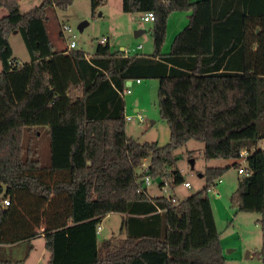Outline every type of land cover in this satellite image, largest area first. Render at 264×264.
<instances>
[{"label": "trees", "instance_id": "1", "mask_svg": "<svg viewBox=\"0 0 264 264\" xmlns=\"http://www.w3.org/2000/svg\"><path fill=\"white\" fill-rule=\"evenodd\" d=\"M22 1L0 0V199L11 200L0 206V246L43 236L48 264H227L209 192L231 167L207 168L205 186L178 204L145 186L147 178L171 191L182 185L175 151L194 139L206 160H233L239 171L247 152L231 207L262 215L264 264V0H122L125 13L154 12L156 25L190 13L169 53L153 55L113 52L109 40L93 55L56 51L47 10L67 11L75 0H43L27 13ZM105 1L92 0L93 15ZM16 32L30 55L20 67L12 65ZM153 36L166 34L155 27ZM136 80L159 81L165 146L128 136L124 93ZM40 127L49 164L35 144ZM110 213L124 216L117 246L97 234ZM0 264L20 261L0 256Z\"/></svg>", "mask_w": 264, "mask_h": 264}, {"label": "rangeland", "instance_id": "2", "mask_svg": "<svg viewBox=\"0 0 264 264\" xmlns=\"http://www.w3.org/2000/svg\"><path fill=\"white\" fill-rule=\"evenodd\" d=\"M42 2L43 0H23L20 10L22 13H27L40 6ZM6 14V9L0 10V18ZM84 22L87 24L81 29L80 25ZM62 25L71 26L72 32L63 35L61 32ZM141 27L142 29L145 28L147 33L136 37V32ZM155 27L154 22H142L140 13H125L122 0H106L98 7L95 15L92 12V0H75L67 11H60L53 7L47 10L46 28L56 51L65 50L73 39L77 43V50H83L87 54L93 55L97 45L101 43L103 38H106L110 40L113 52L131 50L133 54L139 52L151 55L150 50L156 41L152 34ZM158 27L161 29L163 22H159ZM169 31L171 34V28ZM164 39L166 41V37ZM10 43L13 48L12 65L20 67L29 63L30 55L22 35L18 32L13 33L10 37ZM139 44H142L144 48L136 51ZM2 70L0 61V73ZM128 88L131 93H125L126 117L133 118L128 121V136L142 144L156 142L159 146L167 145L170 141V128L160 116L158 106L159 81L147 80L141 83L134 81ZM138 113L145 118L144 123L137 119ZM35 144L38 146L40 159L44 164H49L50 143L46 127L39 128L38 135L35 137ZM260 145L264 146V143ZM204 147L203 142L192 139L175 151V156L178 158V169L185 181L191 183V188H185L182 184L176 187L174 191L164 193L158 188L161 182L159 179H150L151 185L146 186V188L152 196L163 193L168 196L175 194L180 200H185L205 186V178L200 177V175L207 168L231 167L222 177V182L216 187H212V191L209 192L224 254L228 258V264H262L259 258V251L262 247V230L259 220L262 215L237 212L231 207V196L237 190L238 181L242 174L240 175L239 170L233 167V160H206ZM238 163L241 164L242 169L247 168V156L239 160ZM149 165L150 159L144 160L137 169V173L141 175ZM4 193L0 195L3 196ZM123 217L120 213H110L105 216L100 224L103 229L99 237L100 242L112 239L113 245H120L124 238V235L121 234ZM30 246L32 249L29 251ZM248 252H253V257L250 259L247 258ZM0 256L20 261V264H48L50 252L46 248L45 238L37 236L31 241L0 246Z\"/></svg>", "mask_w": 264, "mask_h": 264}, {"label": "crops", "instance_id": "3", "mask_svg": "<svg viewBox=\"0 0 264 264\" xmlns=\"http://www.w3.org/2000/svg\"><path fill=\"white\" fill-rule=\"evenodd\" d=\"M192 1H196V0H192ZM189 15L190 13L189 12H177V13H173L172 15H170L169 17L165 18V17H162L161 19H159L158 21V24L159 22H163V27L160 29L158 27V24L156 25V27L159 29V30H164L165 31V34H166V41L165 39L164 40H158V41H155L153 47L151 48V52L153 55L156 51H159L161 54H167L169 53L170 51V46L173 42V39L175 38V36L181 31L183 30L188 22H189ZM143 14H141V20L142 22L144 23H152L150 21H146L143 19ZM141 25V24H139ZM171 28V34H170V31L169 29ZM145 28L138 30V31H141L140 32V35H143L145 33H147V30H144ZM155 29V28H154ZM177 31V32H175ZM139 33V32H138ZM49 34V33H48ZM153 34V33H152ZM138 36V37H139ZM50 37V36H49ZM105 40V43L109 40V39H106V38H103L101 41ZM110 41V40H109ZM171 41V42H170ZM142 45V44H139L136 48V51H139L141 49L144 48V46L142 45V48L141 49H138V47ZM12 46V45H11ZM13 49V48H12ZM67 49V48H66ZM65 49V50H66ZM64 51V50H63ZM125 52V51H124ZM136 54H141L139 52H135ZM90 55V54H88ZM145 55V54H144ZM150 55V54H149ZM141 83V82H140ZM136 111H138L136 109ZM176 196V195H175ZM177 197V196H176ZM178 198V197H177ZM179 199V198H178ZM103 230V229H102ZM253 257V252H248L247 253V258H252ZM260 258V257H259ZM227 264H228V258H227Z\"/></svg>", "mask_w": 264, "mask_h": 264}, {"label": "built area", "instance_id": "4", "mask_svg": "<svg viewBox=\"0 0 264 264\" xmlns=\"http://www.w3.org/2000/svg\"><path fill=\"white\" fill-rule=\"evenodd\" d=\"M143 19L146 20V21L154 22V21L156 20V16H155L154 12H147V13L144 14ZM61 28H62V29H61V32H62L63 35H65L66 33H71V32H72V28H71V26H69V25H62ZM101 43H105V40L101 41ZM76 48H77V43H76V41L73 40V39H71V41H70L69 44H68L67 49H68V50H72V49H76ZM141 48H142V45H140V46L138 47V49H141ZM125 53H126V54H133V51H131V50H125ZM135 82H136V83H140L141 81H140V80H136ZM133 83H134V81H131V85H132ZM131 85H130V86H131ZM130 86H128V87H130ZM125 93L129 94V93H131V90H130V89H127V90L125 91ZM125 93H124V94H125ZM136 117H137V119H138L141 123H144L145 118H144L140 113H138ZM132 119H133L132 117H127V120H128V121H130V120H132ZM241 156H242V158L244 159V158L247 156V152H246V151L242 152ZM239 173H240V174H243V173H244V170L241 169V170L239 171ZM162 182H163V181H161V182L159 183L158 188H159L162 192H164V193H166L167 191H171V187H170L169 182H168V181H164L163 183H162ZM219 182L221 183L222 180H219ZM150 185H151L150 178H147V179L145 180V186L148 187V186H150ZM183 185H184L185 188H191V187H192V185H191V183H190L189 181H185V182L183 183ZM210 191H212V189H210ZM164 193H163V194H160V195H158V196H167V197H169L168 195H166V194H164ZM170 196H171V195H170ZM174 196H175V194L173 195V198H172L171 201H172L173 203H175V204H178L180 201H179L178 198H175ZM154 197H156V196H154ZM10 205H11V200H10L9 198H6V199H0V206H2V207H9ZM158 211H159V212H163V211H166V209L158 208ZM101 232H102V226L99 225L98 228H97V234L101 235Z\"/></svg>", "mask_w": 264, "mask_h": 264}, {"label": "water", "instance_id": "5", "mask_svg": "<svg viewBox=\"0 0 264 264\" xmlns=\"http://www.w3.org/2000/svg\"><path fill=\"white\" fill-rule=\"evenodd\" d=\"M86 24H87L86 22L82 23V24L80 25V28L82 29ZM138 32H139V33H138ZM140 32H141V31H137V32H136V37H138V36L140 35ZM130 85H131V81H129V82L127 83V86H130ZM200 177H203V175L201 174ZM0 193H2V190H0Z\"/></svg>", "mask_w": 264, "mask_h": 264}]
</instances>
